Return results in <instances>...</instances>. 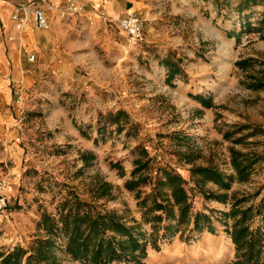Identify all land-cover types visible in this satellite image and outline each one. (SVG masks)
I'll list each match as a JSON object with an SVG mask.
<instances>
[{"label":"rangeland","instance_id":"obj_1","mask_svg":"<svg viewBox=\"0 0 264 264\" xmlns=\"http://www.w3.org/2000/svg\"><path fill=\"white\" fill-rule=\"evenodd\" d=\"M154 5L163 11L145 18L146 39L138 45L112 21L116 15L85 7L69 20L73 29L57 31L58 48L25 61L31 77L11 82L4 102L11 121L0 122V180L7 181L0 252L27 247L40 232V215H54L71 190L137 224L144 264H235L233 202L253 207L252 227L264 214V0ZM233 150L256 162L229 189L193 172L215 166L234 175ZM162 168L185 180L191 209L183 220L152 208ZM103 181L109 190L95 197ZM160 192L166 203L169 189ZM195 212L209 223L195 228ZM57 255L63 264H80Z\"/></svg>","mask_w":264,"mask_h":264},{"label":"trees","instance_id":"obj_2","mask_svg":"<svg viewBox=\"0 0 264 264\" xmlns=\"http://www.w3.org/2000/svg\"><path fill=\"white\" fill-rule=\"evenodd\" d=\"M244 61L239 63H245ZM170 70L174 73L176 68L171 66ZM200 101L205 106L210 105L205 97ZM119 114L120 112L116 119ZM255 162V158L233 150L230 163L234 175H226L215 166H197L193 172L199 175L202 183L210 181L227 190L234 180L246 179L249 168ZM161 172L162 178L158 179L153 190L152 208L165 213L167 218L177 216L178 220H183L191 209V202L183 185L185 180L165 168ZM135 184V181H130L126 187L133 188ZM163 186L170 193L166 203L158 199L163 198L160 192ZM109 187L108 182L99 183L95 197L102 196ZM206 195L214 194L208 192ZM221 195L225 197V194ZM241 202V199L235 200L229 212L233 220L229 235L237 251L235 264H264V214L261 222L252 227L253 207L249 205L241 208ZM155 217L161 219V214ZM193 221L195 228H202L204 224L201 222L209 223V217L203 212H195ZM36 228L40 232L27 247L15 246L7 252H0V264H63L62 257L57 255L58 251H63L68 260L80 264H144L142 257L146 255L145 244L141 242L137 224H127L118 212L98 209L95 202H89L71 190L56 206L54 215L48 212L40 215Z\"/></svg>","mask_w":264,"mask_h":264},{"label":"crops","instance_id":"obj_3","mask_svg":"<svg viewBox=\"0 0 264 264\" xmlns=\"http://www.w3.org/2000/svg\"><path fill=\"white\" fill-rule=\"evenodd\" d=\"M55 1V0H54ZM85 7H89L93 12L102 13L105 18L114 17L121 11L130 10L142 16L150 21L156 17V14H161L163 10L156 13L155 1L157 0H80ZM161 5V4H160ZM11 9L10 0H0V122L11 120L8 119L7 109L4 107V102L8 100L11 88L10 84L14 79L19 77H31L24 69L26 65V53L24 51L19 52L18 50H11L9 46L11 43L7 39V36L15 38V43L21 46L23 50L27 52H33L38 56H42L48 51L54 50L58 44L59 34L57 31L68 27L73 29L74 24L70 21H74L79 18L81 14L68 16L65 19H60L56 16L52 18L51 28L48 30L29 29L25 33H20L16 30L14 25L9 20V12ZM87 15V14H85ZM87 18L92 17L87 15ZM74 18V19H73ZM70 20V21H69ZM146 20V21H147ZM145 24V22H144ZM67 29V30H68ZM63 30H66L63 28ZM54 35L53 37H51ZM145 35V29H144ZM146 39V37H145ZM144 39V42H145ZM143 42V43H144ZM7 45V46H6ZM9 49H8V48ZM22 52H24L22 54ZM11 64V66H10ZM169 77V75H166ZM172 81V80H171Z\"/></svg>","mask_w":264,"mask_h":264},{"label":"built area","instance_id":"obj_4","mask_svg":"<svg viewBox=\"0 0 264 264\" xmlns=\"http://www.w3.org/2000/svg\"><path fill=\"white\" fill-rule=\"evenodd\" d=\"M11 9L9 20L20 33H25L29 29L48 30L52 25L54 16L65 19L68 16L81 14L85 5L80 0H10ZM120 30L127 35L128 41L132 45L142 44L145 39L144 35V18L134 11L125 10L119 12L114 18ZM10 49L24 51L26 61L34 62L35 53L27 52L22 49V44L15 43V38L7 36ZM16 105L21 103L20 97L15 99ZM6 179L0 180V209L7 207V198L5 196Z\"/></svg>","mask_w":264,"mask_h":264}]
</instances>
